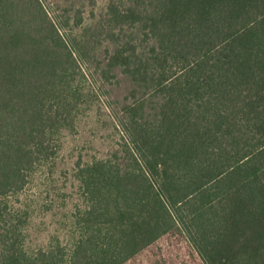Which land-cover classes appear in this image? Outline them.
Segmentation results:
<instances>
[{
  "label": "trees",
  "instance_id": "16d2710c",
  "mask_svg": "<svg viewBox=\"0 0 264 264\" xmlns=\"http://www.w3.org/2000/svg\"><path fill=\"white\" fill-rule=\"evenodd\" d=\"M98 1L62 19L0 0V264H126L176 233L203 264H264V0H107L67 35ZM91 62L128 83L120 158L84 172L75 244L29 252L19 197L85 104Z\"/></svg>",
  "mask_w": 264,
  "mask_h": 264
},
{
  "label": "rangeland",
  "instance_id": "374dc122",
  "mask_svg": "<svg viewBox=\"0 0 264 264\" xmlns=\"http://www.w3.org/2000/svg\"><path fill=\"white\" fill-rule=\"evenodd\" d=\"M79 0H46L45 4L62 19L74 14L71 3ZM107 4L99 0L95 7L84 6V24L79 30L67 29L78 40ZM74 22H71L72 26ZM103 48L95 59L100 60ZM82 60V57H80ZM94 63V62H93ZM85 63L88 76H79L84 86L85 104L74 116L72 127L56 136L60 150L45 166L39 168L24 192L20 206L28 214L25 248L29 252L61 245L70 249L78 238L75 216L86 205L84 172L99 162L120 158L124 141L113 116L119 111L129 90L127 80L118 76L109 84L98 75L96 64ZM119 114V112H117ZM126 264H203L185 238L167 235L143 250Z\"/></svg>",
  "mask_w": 264,
  "mask_h": 264
}]
</instances>
